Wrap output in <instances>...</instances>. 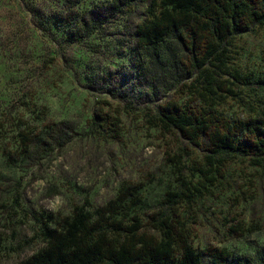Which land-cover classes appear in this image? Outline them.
<instances>
[{
    "label": "trees",
    "instance_id": "16d2710c",
    "mask_svg": "<svg viewBox=\"0 0 264 264\" xmlns=\"http://www.w3.org/2000/svg\"><path fill=\"white\" fill-rule=\"evenodd\" d=\"M69 2L30 0L25 7L53 41L61 43L62 35L73 45L106 35L137 5L145 6L133 32L139 53L119 83L146 88L145 124L163 135H178L188 145L167 153L177 186L157 203L143 199L144 184L128 181L96 208L34 214L43 247L19 264H205L187 212L240 158L264 172V97L250 104L246 116L231 118L224 108L255 84L237 64L235 47L239 35L264 27V0H112L83 12ZM104 78L111 88L116 78ZM20 99L29 110L33 100ZM100 103L91 132L119 142L126 107L105 99ZM15 127L13 145L0 122V152L11 165L34 148L64 147L75 134L70 124L48 122L40 129L24 116ZM191 148L201 156L193 157ZM235 227L245 231L241 224ZM208 256L212 264L233 259L224 249Z\"/></svg>",
    "mask_w": 264,
    "mask_h": 264
},
{
    "label": "rangeland",
    "instance_id": "374dc122",
    "mask_svg": "<svg viewBox=\"0 0 264 264\" xmlns=\"http://www.w3.org/2000/svg\"><path fill=\"white\" fill-rule=\"evenodd\" d=\"M69 1L83 12L112 0ZM29 2L0 0L3 133L15 145V126L24 116L40 129L48 122L70 124L75 134L64 147L34 148L15 165L0 152V204L4 207L0 210V264H19L43 247L34 214L66 215L82 205L96 208L115 197L128 181L144 184L143 199L157 203L177 186L167 153L188 145L178 135H163L145 124L146 88L119 83L131 57L139 53L134 50L133 32L143 18V4L121 17L106 35L67 45L62 35L61 43L53 41L33 20L25 7ZM235 51L237 64L253 76L255 84L244 90L240 101L230 100L224 106L231 118L248 115L250 104L264 97V84H257L264 79V27L239 35ZM109 74L116 78L111 88L104 78ZM22 97L33 100L29 110L23 107ZM104 99L126 107L119 142L91 132V121ZM190 150L193 157L201 156L200 151ZM187 216L194 229V246L203 253L205 264H212L209 252L221 249L231 253L229 264H264V172L248 160L230 164L226 177L199 198ZM240 224L245 231L235 227Z\"/></svg>",
    "mask_w": 264,
    "mask_h": 264
}]
</instances>
